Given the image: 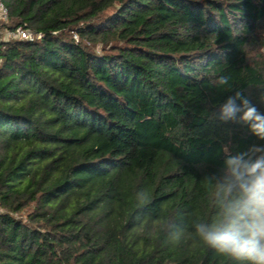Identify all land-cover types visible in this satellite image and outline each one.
<instances>
[{
    "label": "trees",
    "instance_id": "trees-1",
    "mask_svg": "<svg viewBox=\"0 0 264 264\" xmlns=\"http://www.w3.org/2000/svg\"><path fill=\"white\" fill-rule=\"evenodd\" d=\"M2 1L0 264H247L196 225L264 160V0Z\"/></svg>",
    "mask_w": 264,
    "mask_h": 264
},
{
    "label": "clouds",
    "instance_id": "clouds-1",
    "mask_svg": "<svg viewBox=\"0 0 264 264\" xmlns=\"http://www.w3.org/2000/svg\"><path fill=\"white\" fill-rule=\"evenodd\" d=\"M221 83L227 80L221 78ZM235 111L233 101L229 100L223 106V117L228 118ZM253 116L252 109L245 113L246 119ZM259 130L264 132V128ZM231 163L242 169L236 172L241 198L230 204L222 223L198 224L196 228L203 240L219 252L247 264H264V160L251 165H241L239 160Z\"/></svg>",
    "mask_w": 264,
    "mask_h": 264
},
{
    "label": "built area",
    "instance_id": "built-area-1",
    "mask_svg": "<svg viewBox=\"0 0 264 264\" xmlns=\"http://www.w3.org/2000/svg\"><path fill=\"white\" fill-rule=\"evenodd\" d=\"M9 20L8 9L4 5L3 1L0 0V36H4L6 41L20 40L32 42L34 40H40L41 35H36L30 30L24 28H18L15 31H11L5 27Z\"/></svg>",
    "mask_w": 264,
    "mask_h": 264
},
{
    "label": "rangeland",
    "instance_id": "rangeland-1",
    "mask_svg": "<svg viewBox=\"0 0 264 264\" xmlns=\"http://www.w3.org/2000/svg\"><path fill=\"white\" fill-rule=\"evenodd\" d=\"M4 39H5V37L4 36H2Z\"/></svg>",
    "mask_w": 264,
    "mask_h": 264
}]
</instances>
